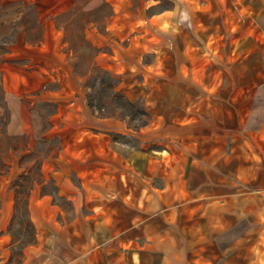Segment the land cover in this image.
Listing matches in <instances>:
<instances>
[{"label": "crops", "instance_id": "0c3cea01", "mask_svg": "<svg viewBox=\"0 0 264 264\" xmlns=\"http://www.w3.org/2000/svg\"><path fill=\"white\" fill-rule=\"evenodd\" d=\"M102 2L93 63L146 119L64 87L42 135L19 116L14 136L46 142L25 236L0 175V264H264V0Z\"/></svg>", "mask_w": 264, "mask_h": 264}, {"label": "rangeland", "instance_id": "374dc122", "mask_svg": "<svg viewBox=\"0 0 264 264\" xmlns=\"http://www.w3.org/2000/svg\"><path fill=\"white\" fill-rule=\"evenodd\" d=\"M108 12L101 0H0V175L10 178L12 189L20 186L21 197L38 179L40 152L46 141L38 140L29 148L24 136H14L20 126L19 116L31 123L27 135H42L52 109L48 103L55 98L49 92L61 87L64 93L70 89L83 91L96 113L104 107L100 112L125 118L131 127L146 119L140 101L126 103L112 90L115 79L94 67L93 50L84 41L86 23L88 26L92 21L89 24L92 28L86 34L98 42L93 26L103 27ZM40 36L46 45L38 43ZM49 48L52 54L41 56ZM6 89L17 114L9 128L12 108L6 99ZM70 98L67 96L63 103ZM125 139L130 140V136H121V140ZM20 212L12 221L11 229L14 235L25 236L29 234V227L23 205Z\"/></svg>", "mask_w": 264, "mask_h": 264}, {"label": "trees", "instance_id": "16d2710c", "mask_svg": "<svg viewBox=\"0 0 264 264\" xmlns=\"http://www.w3.org/2000/svg\"><path fill=\"white\" fill-rule=\"evenodd\" d=\"M102 5H104V6H106L107 8H108V10H109V12H108V14L104 17V19L110 14V7H109V4L108 3H106V2H102ZM92 23H94V22H92V21H89L88 22V25L89 24H92ZM86 26H87V23H86ZM96 28H98V30H100V31H102L103 30V27H96ZM83 38H84V41L86 42V43H88V45L92 48V50H93V55H92V63H93V57H94V54H95V48L86 40V38H85V36L83 35ZM41 40V36L37 39V41L39 42ZM93 65H94V63H93ZM94 67L98 70V71H101V72H103V73H107L110 77H112L107 71H104V70H101V69H98L95 65H94ZM113 78V77H112ZM114 79V78H113ZM114 86H115V83H113L112 84V90L114 91ZM115 93H118V92H116V91H114ZM119 94V96H121V98L126 102V103H129L130 104V102L126 99V98H124L120 93H118ZM91 103H89V101H88V105L89 106H92V105H90ZM101 109H104V107H100L99 108V110H101ZM37 170H38V179H39V166H38V168H37ZM37 179V180H38ZM19 188H20V186L18 187V189H16V187H15V189H13L14 190V197H15V211H14V219H15V217L16 216H18V215H20V214H22L21 212H20V209H21V206L23 205V210H24V215H25V217H26V220H27V223H28V227H29V231L31 230V225L29 224V222H28V219H27V216H26V214H27V210H26V204H27V195H28V191H29V188H30V186L25 190V192H24V194H23V197H21V191H19ZM21 198H22V200H21ZM22 204V205H21ZM14 221V220H13Z\"/></svg>", "mask_w": 264, "mask_h": 264}]
</instances>
